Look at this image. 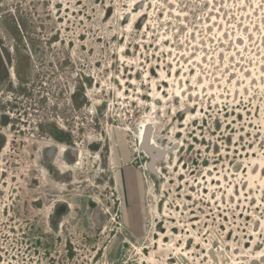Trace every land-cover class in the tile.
Returning <instances> with one entry per match:
<instances>
[{"label":"rangeland","instance_id":"rangeland-1","mask_svg":"<svg viewBox=\"0 0 264 264\" xmlns=\"http://www.w3.org/2000/svg\"><path fill=\"white\" fill-rule=\"evenodd\" d=\"M0 69V264H264V0H0Z\"/></svg>","mask_w":264,"mask_h":264},{"label":"flooded vegetation","instance_id":"flooded-vegetation-1","mask_svg":"<svg viewBox=\"0 0 264 264\" xmlns=\"http://www.w3.org/2000/svg\"><path fill=\"white\" fill-rule=\"evenodd\" d=\"M2 72H3V70H1L0 69V75L2 74ZM8 74H9V77H10V80L12 79V81L14 80V77H15V73H14V70L13 69H11V70H9L8 71ZM5 84V80L3 79V76H1L0 77V88L2 87L1 85H4ZM6 86V85H5ZM1 94H3V92H0V95ZM11 102V101H10ZM12 103V105H13V103L14 102H11ZM15 104V103H14ZM12 105H11V107H8L7 108V110L5 111V112H3V114L4 115H6V116H4V115H1V116H3V117H6L5 119H2V117H0V127H1V129H0V135H2V136H4V137H6V136H8V134H6L7 132H10V130H11V128L13 127V126H18V125H14L13 124V122H14V120H13V118L11 117V116H9L10 115V109L12 108ZM12 111V110H11ZM12 114H13V112H12ZM7 116H9V117H7ZM10 122L9 124H8V127L7 128H3L4 127V125H5V123L6 122ZM33 130H34V132L36 133V132H38V129L35 127V128H33ZM46 135V134H45ZM11 136H13L12 134H10L9 136H8V139H6V142H7V144H6V146H8L9 144H10V140H11ZM38 136V135H37ZM10 138V139H9ZM32 138H35L34 137V135H33V137ZM52 142V141H54V142H56V143H58V144H60V142L59 141H57V139L56 138H54V137H52V136H45V137H40V141H36V143L38 142V143H44V145H46V143L45 142ZM60 145H62V144H60ZM64 146H66L67 147V145L66 144H63ZM1 146V145H0ZM6 146H5V150H6ZM47 146V145H46ZM47 147H49V148H57V146L56 145H50V146H47ZM4 149H2L1 151V153H3L4 152ZM88 150V149H87ZM52 149H49V151H48V155H47V157H50L51 155H52ZM72 152H78L77 150H72ZM10 179L11 178H13V177H9Z\"/></svg>","mask_w":264,"mask_h":264},{"label":"water","instance_id":"water-1","mask_svg":"<svg viewBox=\"0 0 264 264\" xmlns=\"http://www.w3.org/2000/svg\"><path fill=\"white\" fill-rule=\"evenodd\" d=\"M147 139H146V142H145V145L143 144V143H141V141H140V143H141V147L144 149V151L146 150L147 151V149L149 150L150 149V146H149V143H148V138H149V129L147 130ZM149 146V147H148ZM160 151V150H159ZM146 153V152H145ZM161 156H162V154H161V152H159V154H157L156 155V157H157V159H156V161H160L161 160ZM152 159H153V157H152ZM154 162V161H153ZM150 169H152V167H150ZM258 263H259V261H257ZM261 263H263V261L262 262H260L259 264H261Z\"/></svg>","mask_w":264,"mask_h":264},{"label":"bare ground","instance_id":"bare-ground-1","mask_svg":"<svg viewBox=\"0 0 264 264\" xmlns=\"http://www.w3.org/2000/svg\"><path fill=\"white\" fill-rule=\"evenodd\" d=\"M236 39V38H235ZM236 44H239V41L237 40L236 41ZM240 45V44H239ZM249 79V78H248ZM233 83V82H232ZM176 85V84H175ZM200 87V86H199ZM209 92V91H208ZM146 123V122H145ZM151 126V125H150ZM140 135H141V133H140ZM53 143V142H52ZM46 145L47 146H50V144L48 143V141H47V143H46ZM57 147H58V157L60 156V155H62L65 151H66V148L65 147H63V146H58L57 145ZM81 156V155H80ZM62 158V157H61ZM55 163H56V165H58L59 167H61L62 166V164H61V162L59 161V160H55ZM47 171V170H46Z\"/></svg>","mask_w":264,"mask_h":264}]
</instances>
